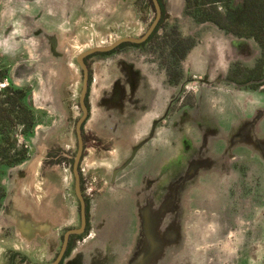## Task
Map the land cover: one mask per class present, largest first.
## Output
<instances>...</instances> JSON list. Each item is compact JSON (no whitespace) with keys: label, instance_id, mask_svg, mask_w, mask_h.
Listing matches in <instances>:
<instances>
[{"label":"flooded vegetation","instance_id":"flooded-vegetation-1","mask_svg":"<svg viewBox=\"0 0 264 264\" xmlns=\"http://www.w3.org/2000/svg\"><path fill=\"white\" fill-rule=\"evenodd\" d=\"M68 1L71 2L69 6L73 7L76 14L79 15L84 14L86 6L91 1L104 3L114 1L120 7H127L125 11L122 10L118 14L107 13L105 9L104 13L97 12V16H95L98 19L97 28L100 32L101 28H111L112 26L105 24L111 21L115 24L118 23L115 26H118L119 23L125 26L128 21L127 17L129 18L127 12L139 15L140 21L135 22L137 24L135 27L132 26L130 32L117 37L110 44L89 48L75 58L81 75V91L78 99L80 115L76 120L71 113L72 116L65 115L67 117L64 123L66 124L65 131L68 134L73 128L72 135L77 146L76 157L71 166L65 155L64 159L53 164L57 165L58 169L52 170L51 174L45 171L43 175H40L41 186L45 183L44 180L55 181L61 186L60 191L65 203L72 204V223L58 230V241L54 239L52 244L49 242V237L34 238L30 240V243L21 241L17 237L16 225L20 223L17 218H21L22 207L26 206L28 209L29 205L22 201L18 203L14 198L17 194L14 179L18 177L19 172L25 167L31 168V164L35 160V165L31 170L33 174L38 173L43 163L45 148V140L42 135L51 130L52 124L49 121H43V113L39 115L36 112L35 106L31 102L32 87L29 85L16 86L12 77L13 66L4 62L3 58L0 59V64L9 69V79L5 80L8 85L5 88L12 82L24 91L35 120L31 136L26 137L22 133L24 141L31 145V154H25L26 159L10 169L2 181L4 192L0 198V234H2L0 246L3 243L4 248L17 254L21 261L19 264H54L61 255L58 264H89L88 257L95 254L104 255L101 261L110 256L109 264H130L136 254L143 253L145 250L139 247L132 251L128 250V243L138 236L136 234H139L138 237L143 236L148 244L151 243V238L153 245L158 243L153 239L154 235L151 236L144 231V222L154 220L160 225L167 213L162 211L164 203L156 211L157 201L155 202V198L149 197V192L145 188L152 181L156 188V196L154 195L156 199H158L161 190L167 188L165 179L162 184V173L160 172L158 175L157 171L160 170V163L174 153L176 142L182 145V153L184 151L183 156L180 157L182 163L198 158L199 155V160L210 161L208 162L210 166L204 167L205 172L201 175L203 177L187 189L189 195L184 196L186 204L184 208L187 211L191 209L195 216L201 218L204 214L199 208H204L203 205L213 208L209 205V200L220 204L213 195L225 191L227 201L223 202L222 213L218 215H222L226 219L227 215L230 216L231 211V215L242 214V218L246 219L245 211L251 206V203L260 205L256 199V197L260 199L258 195L260 180L258 181L254 177L251 181L252 185H240V181H245L238 174L242 171L240 167L246 154L227 153L224 156L222 147L225 140L221 132L216 137L210 136L216 146L221 147L220 150H215L218 154L214 155L213 149L210 152L209 147L206 148V154H204V145L207 144L205 140L210 134V126H213L209 121L208 112L203 119L195 118L186 113L184 107L194 108L196 98L201 94V91L211 87L209 77L217 79L225 73L228 57L236 52V46L240 41L255 40L261 46L264 58V0H66L63 1V4L67 5ZM74 2L79 4H73ZM168 6L173 13L167 11ZM45 7L46 5L41 9L43 10ZM55 7L59 9L58 5ZM41 9L39 8V11L36 9L38 15L41 13ZM151 15L152 18L148 20ZM174 15L178 16L179 25L182 28H179L178 24L173 27L165 25ZM180 20H182L181 23ZM192 26L195 30L191 29ZM124 31L126 30L123 29L122 32ZM146 35L148 37L141 41ZM211 37H215L219 42V47L224 50L222 54L216 53L217 49L214 50L212 47L215 42L211 40L208 47L204 49L205 52L200 54L205 57L210 56L206 63L208 69L211 68L206 71L209 73V77L205 78L200 73L202 63L193 66L191 69L193 72L187 74L186 62L190 54L198 46H204ZM124 39L140 42L124 41L115 45ZM109 47L113 48L108 51L87 54L94 49ZM147 50L155 55L154 59L146 56L147 53L144 51ZM209 53L212 55H208ZM83 55L85 56L82 61L87 69V74L79 63V58ZM158 55L159 57H157ZM196 60L200 62L201 57H197ZM244 71L247 72L245 67ZM229 72L230 78L233 71L229 70ZM85 88L86 92L82 103ZM259 90H264V83L259 85ZM210 95L204 94L203 100L209 101ZM83 105L87 110L85 118ZM111 126L115 128V131L125 129L126 133L122 134L121 138L111 136L107 132ZM152 129L153 132L158 129L154 139L151 140L154 145L136 148L146 137L153 136V133L152 136L150 133ZM205 131H208L209 134L207 135ZM123 138L131 139V145H123ZM168 140L172 141V145ZM198 141L199 143H197ZM163 143V151L166 154L161 153ZM80 147L82 150L77 172L81 194L86 205V225L81 234L69 236L64 248L66 234L82 227L81 202L76 193L77 179L74 172ZM27 148L29 147L27 146ZM22 156L24 155L17 158H22ZM226 163L230 165V171H228ZM165 166V164L162 165V167ZM150 173L153 175L152 180L148 178ZM193 180L189 182H193ZM65 183L68 186L64 189L62 185ZM236 185L238 188L234 187ZM40 188L35 192H39ZM213 188L215 191L212 190ZM190 191L193 193L190 194ZM106 192L113 195L119 193L121 196L127 197L133 215L132 218L126 217L125 220L128 232L121 234L122 225H119L117 226L119 231L116 230L115 235L108 234L111 235L109 239H106L105 235H100V230L106 226V220L99 223L97 221L93 226L92 222L97 216L95 215L93 219L91 212L95 208L92 201L104 197ZM230 198L232 203L229 202ZM152 199L155 202L154 205H152ZM229 204H231L230 207L232 206L230 210ZM205 215L213 219L212 212L209 214L206 212ZM12 217L17 218L13 219ZM42 240L47 243L44 248L38 247V241ZM90 242H97L98 250H93V253L85 258L83 250L80 248ZM148 250H146V254L149 253ZM9 258L6 260L0 253V264H14Z\"/></svg>","mask_w":264,"mask_h":264},{"label":"rangeland","instance_id":"rangeland-1","mask_svg":"<svg viewBox=\"0 0 264 264\" xmlns=\"http://www.w3.org/2000/svg\"><path fill=\"white\" fill-rule=\"evenodd\" d=\"M34 1L0 0V59L3 58L4 62L13 66L12 77L16 86L29 85L32 87L31 102L35 106L36 112L39 115L43 113V121H49L52 124L51 130L42 135L45 140V148L43 163L38 173L33 174L31 170L35 165L34 160L31 168L25 167L14 179V187L17 190L16 197L14 196L15 201L31 203L30 207L35 206L34 201L42 200L35 192L41 187L40 175H43L45 171L51 174L52 170L58 169V166L53 164L64 159L65 155L71 166L76 157L77 146L72 135L73 128L68 134L65 131L66 124L64 123L67 116L72 114L73 116H71L76 120L80 115L78 99L81 91V75L75 58L89 48L110 44L117 37L130 32L132 26L135 27L137 24L135 22L140 21L139 15L127 12L129 18L127 17L128 21L125 26L120 23L115 26L118 23L115 24L111 21L105 24L112 27L101 28L100 32L97 28V12L104 13L105 9L107 13L118 14L122 10L125 11L127 7H120L114 1L109 3L91 1L86 6L84 14L79 15L76 14L73 7L69 6L71 2L68 1L67 5L63 4V1L66 0H37L35 3ZM44 5L47 8L42 10L41 7ZM57 5L59 9H56ZM39 8L42 11L38 15L36 9L39 11ZM167 11L171 12L170 6L167 7ZM151 18L152 15L148 20ZM181 22L182 20H180ZM177 24L179 28H182L179 25L178 16L174 15L165 25L173 27ZM123 29L126 31L122 32ZM191 29L195 30L194 26ZM211 40L215 42L212 47L214 50L217 49L216 53H223L224 49L219 47L217 39L211 37L204 46H198L190 54L186 62L187 74L193 72L191 70L193 66L202 63L200 73L205 78L209 77V73L206 71L211 68L208 69L206 63L210 56L205 57L200 54L205 52L204 49L208 47ZM236 48V52L228 57L225 73L217 79L209 77L210 89L202 90L196 98L195 107L185 106L184 111L195 118L202 119L207 116L206 112H208L209 121L213 126H210V134L205 131L209 135L205 140L207 144L204 145V154H206L207 147L210 152L212 149V151L221 149L216 146L213 138H210V136L216 137L219 132L222 133L225 140L222 147L224 156L227 153L246 154L240 167L242 171L238 174L245 181H240V185H252L251 181L254 177L258 181L260 180L258 191L260 199L256 197L260 205H255L252 202L245 211L246 219L242 218V214L231 215V211L230 216L227 215L225 219L224 216L218 215L222 213L223 202L227 201L225 191H221V193L213 195L220 204L209 200V205L213 208H208V205L199 208L204 214L201 218L195 216L191 209L187 213L188 211L184 208L186 205L184 196L189 195L187 189L203 177L201 175L205 172L204 167H209L208 162L210 161L199 160V155L198 158L182 163L180 157L183 156L184 151L182 153V145L176 142L174 153L160 163V170L157 171L158 175L160 172L162 173V184L166 180L167 188L161 190L158 199L155 197L156 188L152 181L145 188L149 192V197L155 198V202L157 201L156 211L164 203L162 211L167 213L160 228L157 226L158 231L154 230L153 232L155 236L153 239L158 243L148 244L143 236L138 237L139 234L135 233L138 236L133 241H129L128 250L132 251L138 247L145 250L143 253L141 252L142 254H136L130 264H264V90H259V85L264 83V58L262 48L255 40L240 41ZM144 52L147 53V57L154 59L155 55L152 52L148 50ZM208 55H212V53ZM197 57H201L200 62L196 60ZM214 58L216 59V56ZM244 67L247 72L244 71ZM229 70L233 71L230 78ZM7 85L6 81L0 84V100L4 98L1 91ZM207 93L211 95L209 101L205 102L202 97ZM157 130L153 132L152 129L150 133L151 136L153 133V136L146 137L136 148L154 145L151 140L154 139ZM23 131L24 128L20 124L11 131L9 144L0 153V158L8 156L14 159L23 154H31V145L24 141ZM107 132L117 138H121V135L126 133L125 129L115 131L112 126ZM123 139V145H131V139ZM171 140L168 141L172 145ZM27 146L29 148L26 149ZM163 149L164 143L161 145L162 154L165 153ZM213 153L214 155L218 154L216 151ZM203 156L205 157V155ZM40 162L41 158L39 164ZM164 164L166 166L162 167ZM228 171H230L229 164ZM191 172H193L192 175H190ZM148 178L153 179L152 173ZM194 178L195 180H193ZM192 180L193 182H189ZM44 185L45 183L42 187ZM230 185H232L231 182ZM192 193L190 191V194ZM231 198L230 203H232ZM56 200L64 201L63 194L57 195ZM155 202L153 200L152 205ZM59 204L65 205L64 202ZM92 205H95V208L91 210L92 218L97 216L92 222L93 226L97 221L98 223L103 220L107 222L106 226L100 230L101 236L105 235L106 239H109L111 235L108 234L115 235L114 232L118 230L117 226L119 225H122L121 234L128 232L125 220L126 217L132 218L133 215L127 197H123L119 193L113 195L106 192L104 197L92 201ZM230 205L229 210L232 207ZM206 212L208 214L212 212L213 219L205 215ZM17 217L12 218L16 219ZM20 219L17 218L19 222ZM11 221L13 220L11 219ZM1 237L2 234H0ZM97 246V242H90L80 249L83 250L86 258L93 253V250L97 249ZM147 249H149V254L146 257ZM0 253L6 260L10 257L9 260L14 264L21 263L17 254L4 248L3 243L0 246ZM103 256L95 254L91 258L88 257L89 263L109 264L111 257L107 256L101 261ZM160 260L162 261L160 262Z\"/></svg>","mask_w":264,"mask_h":264},{"label":"crops","instance_id":"crops-1","mask_svg":"<svg viewBox=\"0 0 264 264\" xmlns=\"http://www.w3.org/2000/svg\"><path fill=\"white\" fill-rule=\"evenodd\" d=\"M44 182L45 185L43 187L41 186L39 192H36V195H38V197L40 196V199L42 198V200L34 201L35 206L32 205V207H30L31 203H29L28 209L26 206L22 207L20 223L16 225V234L21 241H27L30 243V240L34 238L44 239L49 237V242L52 244L54 239L58 241V230H61L72 223V204L56 200L57 195L61 193V186L51 180H44ZM67 186L68 184L65 183V185H62V188L65 189ZM42 191L43 194H41ZM61 202H64L65 205L62 206L59 204ZM28 233H30L29 236ZM38 243V247L40 248L47 246V243L44 242V240L38 241Z\"/></svg>","mask_w":264,"mask_h":264},{"label":"trees","instance_id":"trees-1","mask_svg":"<svg viewBox=\"0 0 264 264\" xmlns=\"http://www.w3.org/2000/svg\"><path fill=\"white\" fill-rule=\"evenodd\" d=\"M8 79V67L0 64V84ZM1 95L4 98L0 100V153L9 144L10 133L18 124L23 126V135L26 137L31 136L35 126L32 110L26 101V95L22 89L16 87L11 82L7 88L1 91ZM23 155L22 158L17 159H11L8 156H2L0 158V198L4 192L2 181L5 175L10 169L16 167L26 159L25 154Z\"/></svg>","mask_w":264,"mask_h":264},{"label":"water","instance_id":"water-1","mask_svg":"<svg viewBox=\"0 0 264 264\" xmlns=\"http://www.w3.org/2000/svg\"><path fill=\"white\" fill-rule=\"evenodd\" d=\"M154 26H155V25H154ZM154 26L152 27L151 31L153 30ZM151 31H150V32H151ZM150 32H149V34H150ZM149 34H148V35H149ZM148 35H146V36L144 37V39H142L141 41L145 40V39L148 37ZM124 41L140 42V41H136V40H133V39H124V40H121V41L117 42L115 45H118L119 43L124 42ZM112 48H113V47H109V48H107V49H94V50L90 51V52L87 53V54H90V53H93V52H96V51H108V50H110V49H112ZM87 54H85V55H87ZM85 55H83V56H81V57L79 58V63L82 65V67H83L85 73L87 74V69H86V67H85V65H84V63H83V61H82V58H83ZM85 92H86V88L84 89V93H83V96H82V103H83V98H84ZM83 109H84V113H85V116H84V118H85V117H86V114H87V110H86V108H85L84 105H83ZM81 122H82V121H81ZM81 122H80V124H81ZM79 126H80V125H79ZM81 150H82V147H80V152H79V155H78V157H77V159H76V162H75L74 172H75V176H76V179H77V183H76V193H77V196H78V198H79V200H80V202H81L82 227H81V229H79V230H72V231H70V232H68V233L66 234L64 248H65V246L67 245V242H68V238H69V236H70L71 234H81V233L83 232L84 228H85V225H86V205H85V201H84V199H83V196H82V194H81L80 184H79V175H78V172H77V168H78V164H79L80 156H81ZM157 226L160 228L161 224L159 225V223H158V222H155L154 220L145 221V222H144V231H146L147 234L153 236V235H154V233H153L154 230H155V231H158ZM150 242L152 243V238H151ZM148 254H149V253H148ZM148 254H146V257L148 256ZM61 256H62V255H61ZM61 256L58 258V260H57L54 264H58V262H59L60 259H61Z\"/></svg>","mask_w":264,"mask_h":264}]
</instances>
